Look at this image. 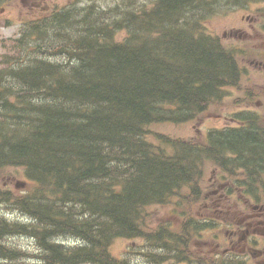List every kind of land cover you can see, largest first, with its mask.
Returning <instances> with one entry per match:
<instances>
[{
    "label": "trees",
    "instance_id": "16d2710c",
    "mask_svg": "<svg viewBox=\"0 0 264 264\" xmlns=\"http://www.w3.org/2000/svg\"><path fill=\"white\" fill-rule=\"evenodd\" d=\"M208 1L148 0L110 20L107 9L90 5L74 15L48 12L26 27L19 42L38 57L17 68L25 80L7 74L0 83V168H23L31 186L22 195L0 189V205L31 223L7 225L0 217V261L26 264L1 243L14 232L34 242L41 264H131L109 252L116 238L152 240L157 247L141 254L162 264L165 254L191 252L179 247L188 231L172 224L150 230L148 209L175 194V208L196 203L206 162L231 173L238 167L251 190L264 184L256 113L183 147L148 138L154 124L193 120L241 78L235 51L202 21ZM50 107L61 121L45 116ZM174 146L181 153L171 156ZM69 239L76 242L62 244Z\"/></svg>",
    "mask_w": 264,
    "mask_h": 264
},
{
    "label": "rangeland",
    "instance_id": "374dc122",
    "mask_svg": "<svg viewBox=\"0 0 264 264\" xmlns=\"http://www.w3.org/2000/svg\"><path fill=\"white\" fill-rule=\"evenodd\" d=\"M140 0H0V69L6 68L19 83L25 80L24 75L17 72V68L31 64L32 57H38V53L29 54L28 48L23 44H19L18 39L22 37L23 31L27 32L28 25L34 23L37 18H30L29 11L34 13L38 18L43 17L51 12L52 9H68L71 14H77L83 10L85 6L92 5L93 7H102L107 9L105 14L110 20L113 17L122 16V9L128 4H134ZM227 0H211L209 5L214 13L206 22L209 29L227 45L231 46L239 54L238 60L243 68L251 72V76L247 75L242 80L237 88L228 89V95L224 101L210 105L206 110L196 114L193 121L189 122H167L152 125V131L161 135L164 138H182L201 142L205 138V134L210 129H222L225 126H235L233 122H227V117L234 112L252 111L257 112L264 123V69L260 68L259 64H264V4H255L253 1L246 2L241 6L225 4ZM224 2V3H223ZM66 6H71L67 8ZM64 7V9H62ZM114 7V9H113ZM113 9V10H112ZM40 10L42 11L39 14ZM74 10V11H73ZM250 15L254 18L253 23L242 19V16ZM90 20V19H87ZM234 31H238L236 36H233ZM124 32L119 35H123ZM37 41V40H36ZM36 43V42H35ZM28 61V62H26ZM257 66V67H256ZM258 68V69H257ZM99 70V68L97 67ZM24 71V69H23ZM89 69H84L81 74H86ZM88 74V73H87ZM86 74V75H87ZM38 92H35L34 97H38ZM62 106V105H61ZM58 107H50L45 116L52 117V121L60 120L54 116ZM61 121V120H60ZM63 121V120H62ZM264 125V124H263ZM153 140V139H152ZM177 160V159H176ZM171 160V161H176ZM223 175L218 171L212 163L207 162L203 165L201 175L199 177L198 187L202 194L205 195L207 202L201 197L191 207L181 206L172 213V206L175 204L176 197H173L162 206L152 207L148 214V219L151 220V225L159 224H177L180 225L178 215L181 217L186 215H195L201 211L202 205L204 208L211 209L212 212H204V218L213 215L216 204L222 207L226 206V186L219 191L212 192L215 187L213 180L219 179L221 185H224ZM25 174L22 169L6 168L0 169V186L3 189L11 190L16 193H21L24 186L20 183H25ZM224 194L225 198L220 199ZM262 199L261 197L258 199ZM221 200V201H220ZM232 200L236 202L238 208L246 205L245 198L234 194ZM213 202V204H210ZM234 203V202H231ZM232 210L231 214L225 218L223 224L217 229L207 230L210 225L205 226L198 233H193L189 241L190 247H216L217 244L225 245L228 241L227 230L228 226L239 214V209ZM8 212V218L19 219V213L12 211L9 206L3 209ZM215 239V240H213ZM14 244L22 246L24 257L27 261L34 259L32 251L35 247L32 241L24 238H12ZM141 241H128L121 238L115 239L111 245V252L115 257H127L135 263H143V260L138 256V245ZM167 257V259H169ZM167 264H178V260Z\"/></svg>",
    "mask_w": 264,
    "mask_h": 264
},
{
    "label": "flooded vegetation",
    "instance_id": "af4514ba",
    "mask_svg": "<svg viewBox=\"0 0 264 264\" xmlns=\"http://www.w3.org/2000/svg\"><path fill=\"white\" fill-rule=\"evenodd\" d=\"M252 209H257L256 207H252ZM262 220H264V211L262 209H258L257 212L252 214V212H247L242 218V223L240 228L231 233V237H236L237 235H242L243 241L241 242V247H257L258 241L254 238L255 232H257L260 228L259 224H262ZM236 239H230V247L235 248L238 246V243L235 241Z\"/></svg>",
    "mask_w": 264,
    "mask_h": 264
}]
</instances>
